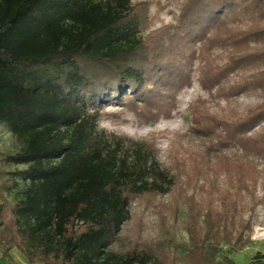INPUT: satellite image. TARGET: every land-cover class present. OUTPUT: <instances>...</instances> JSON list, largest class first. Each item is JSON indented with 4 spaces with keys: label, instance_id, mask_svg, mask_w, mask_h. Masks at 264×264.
<instances>
[{
    "label": "trees",
    "instance_id": "trees-1",
    "mask_svg": "<svg viewBox=\"0 0 264 264\" xmlns=\"http://www.w3.org/2000/svg\"><path fill=\"white\" fill-rule=\"evenodd\" d=\"M146 7L130 0H0V124L19 144L15 152L0 153V162L22 166L0 184V252L6 262L15 249L28 264H164L152 251L115 247L130 200L170 192L177 175L160 166L151 142L98 125L112 104L149 122L168 117L189 80V65L176 53L191 32L201 42L199 80L206 91L218 86L217 94L230 98L259 89L264 99V0H182L178 26L164 43L163 32L143 35ZM214 48L227 52L226 62L204 58ZM248 69L255 71L226 88L232 72ZM191 110V133L203 136L216 117L203 99ZM216 123L221 140L211 139L204 151L206 166L213 159L232 162L240 174L244 164L254 180L245 159L264 158V132L251 134L264 123V100L243 118ZM229 143L243 155L220 156ZM19 183L18 199L8 201L3 193ZM220 194L219 209L192 199L186 204V264H235L222 247L239 251L251 243L243 234L250 221L236 223L228 194ZM250 264H264V254Z\"/></svg>",
    "mask_w": 264,
    "mask_h": 264
},
{
    "label": "rangeland",
    "instance_id": "rangeland-1",
    "mask_svg": "<svg viewBox=\"0 0 264 264\" xmlns=\"http://www.w3.org/2000/svg\"><path fill=\"white\" fill-rule=\"evenodd\" d=\"M130 2L132 5L140 3L147 5V21L143 35L148 37L156 32L158 34L163 32L166 35L163 43L167 42V35L173 33L174 27L178 26L182 0H130ZM235 26L233 23L230 28L234 31ZM241 27L246 29V25ZM190 35L187 40L182 39L176 53V58L182 60L183 66L189 65L187 66L189 80L171 102L174 108L168 117L160 116L155 122H149L136 115L131 108L114 104L106 106L102 111L99 129L132 140L151 142L160 166L178 178L176 186L166 194H150L130 200L129 217L123 225L115 248L123 251L145 249L154 252L164 264H186L189 247L186 204L192 199L196 204L202 206L211 204L214 209H219L221 206L218 197L221 192H226L229 196L226 206L230 217L234 215L232 218L236 223L250 221V229L245 230L243 234L250 235L251 243L239 251H231L224 245L221 254L228 255L235 264H250L257 253L264 254V204L261 203L264 196V158L254 154H248L246 157L245 161L251 164L256 172L254 180L250 181L247 167L243 169L244 164H241L239 174L238 164L232 162L218 164L211 158L209 166L212 165V169L209 171L207 169L209 166L205 164L207 156L204 151H209L206 148H209L211 139L213 142L221 140L219 135L222 128L216 123L217 120L230 118L235 121L243 118L247 111L258 106L264 99L259 89H250L230 98L219 96L218 86L212 89V93L206 91L199 80L201 42L194 37L198 34L191 32ZM206 52L204 58L207 57L210 64L226 62L227 52L223 49H208ZM254 71L248 69L244 72H232L225 84L226 88L227 85L240 82ZM153 86L151 82L148 83L149 88ZM220 86L225 88L222 83ZM197 99H203L207 113L216 117L212 124H207L206 133L199 137L191 133L193 120L191 105ZM262 132L264 123L259 124L251 134ZM222 146L220 156L230 158L232 155L240 157L243 155L242 149L236 144ZM18 148L19 144L14 136L0 124V153H12ZM20 168L22 166L0 162V184L7 178V172ZM18 186L16 190L3 193L8 201L15 202L18 199L17 192L21 184ZM207 192L214 197L211 202V195L206 194ZM10 256L11 261L6 262L0 252V264H28L15 249L11 250Z\"/></svg>",
    "mask_w": 264,
    "mask_h": 264
}]
</instances>
